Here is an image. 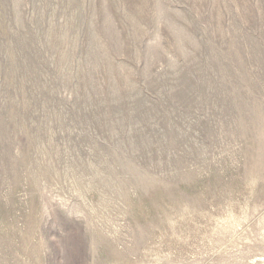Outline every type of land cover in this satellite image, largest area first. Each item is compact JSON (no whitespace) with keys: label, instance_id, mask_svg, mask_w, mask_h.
Returning <instances> with one entry per match:
<instances>
[{"label":"rangeland","instance_id":"obj_1","mask_svg":"<svg viewBox=\"0 0 264 264\" xmlns=\"http://www.w3.org/2000/svg\"><path fill=\"white\" fill-rule=\"evenodd\" d=\"M0 264H264V0H0Z\"/></svg>","mask_w":264,"mask_h":264}]
</instances>
